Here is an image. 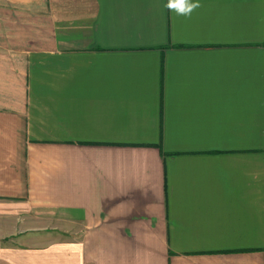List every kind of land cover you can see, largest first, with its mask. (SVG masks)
Listing matches in <instances>:
<instances>
[{
  "label": "crops",
  "instance_id": "1",
  "mask_svg": "<svg viewBox=\"0 0 264 264\" xmlns=\"http://www.w3.org/2000/svg\"><path fill=\"white\" fill-rule=\"evenodd\" d=\"M0 0V256L264 264V0Z\"/></svg>",
  "mask_w": 264,
  "mask_h": 264
},
{
  "label": "clouds",
  "instance_id": "2",
  "mask_svg": "<svg viewBox=\"0 0 264 264\" xmlns=\"http://www.w3.org/2000/svg\"><path fill=\"white\" fill-rule=\"evenodd\" d=\"M169 7L180 15H190L199 4L194 3L193 0H169Z\"/></svg>",
  "mask_w": 264,
  "mask_h": 264
},
{
  "label": "rangeland",
  "instance_id": "3",
  "mask_svg": "<svg viewBox=\"0 0 264 264\" xmlns=\"http://www.w3.org/2000/svg\"><path fill=\"white\" fill-rule=\"evenodd\" d=\"M0 264H17V254L14 252H5L0 256Z\"/></svg>",
  "mask_w": 264,
  "mask_h": 264
}]
</instances>
